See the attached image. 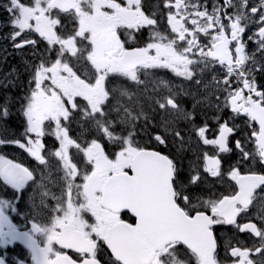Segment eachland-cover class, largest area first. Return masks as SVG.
<instances>
[{
	"label": "snow or ice",
	"instance_id": "obj_1",
	"mask_svg": "<svg viewBox=\"0 0 264 264\" xmlns=\"http://www.w3.org/2000/svg\"><path fill=\"white\" fill-rule=\"evenodd\" d=\"M0 16V264H264V0Z\"/></svg>",
	"mask_w": 264,
	"mask_h": 264
},
{
	"label": "flooded vegetation",
	"instance_id": "obj_2",
	"mask_svg": "<svg viewBox=\"0 0 264 264\" xmlns=\"http://www.w3.org/2000/svg\"><path fill=\"white\" fill-rule=\"evenodd\" d=\"M3 0H0V3H2ZM209 4H211V0H209ZM0 19H4L3 16H0ZM9 31V27H5L4 29L0 30V36H3V34L5 32H8ZM7 45V48H8V52L9 53H12L11 55H8L7 57V63H5L3 65L4 69H8L9 67H11L12 65H16L18 66L19 68H23V65L20 63L21 62V55L20 54H17L16 51L11 47L10 43L7 42V41H4V40H0V60L3 59V56H4V53L2 51V49L4 48V46ZM28 50L27 49H24V53H26ZM27 59H31V57H27ZM22 79L23 80H27V74L24 73L22 75ZM5 91L7 92H12L13 96L15 95H18L19 92L18 90L13 92V90L11 89V87H9L8 89H4V88H0V102H3L4 100V93ZM188 106L190 107L191 106V102L188 101ZM8 125L10 128L12 129H15L17 132L20 131V124H21V117L19 116V114H16L14 113L11 117H9L8 121H7ZM48 144H51L52 143V140L51 139H47L46 141ZM208 151H212V148L211 146H204ZM0 151H6L8 153H10L9 155V158H12V155L11 154H20V158L22 160H27V154L26 153H22V150H19L17 147L15 146H7L6 148H0ZM74 151V150H72ZM131 174V173H130ZM124 219H128V214L125 213L123 215ZM13 220L14 222L16 223H20L21 220L19 217H16L15 214H13ZM19 247V246H18ZM11 251V250H10Z\"/></svg>",
	"mask_w": 264,
	"mask_h": 264
}]
</instances>
